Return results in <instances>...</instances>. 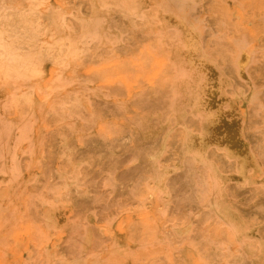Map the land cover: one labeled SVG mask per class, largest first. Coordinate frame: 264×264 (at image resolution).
<instances>
[{
	"label": "rangeland",
	"instance_id": "1",
	"mask_svg": "<svg viewBox=\"0 0 264 264\" xmlns=\"http://www.w3.org/2000/svg\"><path fill=\"white\" fill-rule=\"evenodd\" d=\"M0 264H264V0H0Z\"/></svg>",
	"mask_w": 264,
	"mask_h": 264
},
{
	"label": "bare ground",
	"instance_id": "2",
	"mask_svg": "<svg viewBox=\"0 0 264 264\" xmlns=\"http://www.w3.org/2000/svg\"><path fill=\"white\" fill-rule=\"evenodd\" d=\"M12 29V28H11ZM27 61V60H26ZM25 63V62H24ZM229 160V159H228ZM252 208V204L250 205V209Z\"/></svg>",
	"mask_w": 264,
	"mask_h": 264
}]
</instances>
